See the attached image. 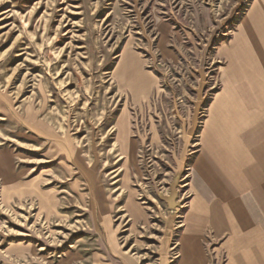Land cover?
<instances>
[{
  "label": "rangeland",
  "instance_id": "374dc122",
  "mask_svg": "<svg viewBox=\"0 0 264 264\" xmlns=\"http://www.w3.org/2000/svg\"><path fill=\"white\" fill-rule=\"evenodd\" d=\"M262 8L0 0V264H177L191 164Z\"/></svg>",
  "mask_w": 264,
  "mask_h": 264
},
{
  "label": "crops",
  "instance_id": "0c3cea01",
  "mask_svg": "<svg viewBox=\"0 0 264 264\" xmlns=\"http://www.w3.org/2000/svg\"><path fill=\"white\" fill-rule=\"evenodd\" d=\"M251 17L191 164L177 264H264V9Z\"/></svg>",
  "mask_w": 264,
  "mask_h": 264
},
{
  "label": "water",
  "instance_id": "95a60500",
  "mask_svg": "<svg viewBox=\"0 0 264 264\" xmlns=\"http://www.w3.org/2000/svg\"><path fill=\"white\" fill-rule=\"evenodd\" d=\"M177 197L178 191L176 190L175 186H173L170 195L165 197V200L170 208H175L178 205Z\"/></svg>",
  "mask_w": 264,
  "mask_h": 264
}]
</instances>
